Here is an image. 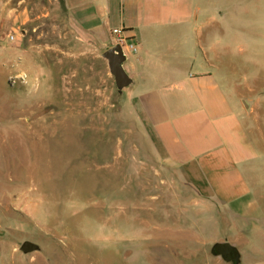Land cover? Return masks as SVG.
Returning a JSON list of instances; mask_svg holds the SVG:
<instances>
[{
	"label": "rangeland",
	"instance_id": "374dc122",
	"mask_svg": "<svg viewBox=\"0 0 264 264\" xmlns=\"http://www.w3.org/2000/svg\"><path fill=\"white\" fill-rule=\"evenodd\" d=\"M201 8L191 55L230 111L187 128L189 137L225 126L218 139L264 212V0ZM81 18L64 0H0V264H214L209 249L227 236L229 214L171 151L187 130L159 116L178 112L152 118L161 141L124 105L101 55L109 47L84 43ZM176 86L161 82L164 104ZM25 240L40 250L23 254Z\"/></svg>",
	"mask_w": 264,
	"mask_h": 264
},
{
	"label": "crops",
	"instance_id": "0c3cea01",
	"mask_svg": "<svg viewBox=\"0 0 264 264\" xmlns=\"http://www.w3.org/2000/svg\"><path fill=\"white\" fill-rule=\"evenodd\" d=\"M201 2L64 0V5L71 12L79 10L82 17L80 23L89 37L84 43H99L110 47V31L113 28L123 29L136 41L138 52L128 54L123 63L126 73L132 79L128 91L127 87L123 89L124 105L130 111L139 113L142 120L147 122L146 125L149 122L159 139V134L154 130L158 125L152 121V118L158 119L157 113L167 110L178 112L174 118L169 115L159 116L161 124L170 121L171 128L177 132L178 128L195 129L207 124L210 117L227 118L230 111L225 96L216 92L217 85L212 73L202 68L200 59L195 61L191 55L194 43H200L201 40ZM166 47L184 48V55L166 57L161 53V49ZM186 67L196 69L197 74L182 76L179 72ZM164 79H172L180 90L177 97L169 101L171 104H164L159 94ZM244 107L247 109L245 103ZM224 127L207 132L200 129L203 134L197 139L189 137L193 132L187 130L183 135L184 140L179 141L182 144L181 150L177 148L171 151L177 150L186 164L197 169L210 185L212 191H209L213 197L229 214L224 222L227 236L214 242L227 241L236 246L241 255L240 264H264V212L253 198L230 146L222 138L218 139L219 135L224 134ZM174 142L178 143L175 138ZM214 258V264H229L219 256Z\"/></svg>",
	"mask_w": 264,
	"mask_h": 264
},
{
	"label": "water",
	"instance_id": "95a60500",
	"mask_svg": "<svg viewBox=\"0 0 264 264\" xmlns=\"http://www.w3.org/2000/svg\"><path fill=\"white\" fill-rule=\"evenodd\" d=\"M102 57L107 61V66L110 74L113 76L114 84L117 89V93L121 95L123 89L132 83V79L126 73L123 63L125 62L127 55L123 52L121 46L115 45L109 47L102 52ZM248 108V103L245 102ZM19 250L23 254L39 251L40 246L30 240H25L19 246ZM209 252L212 256H219L222 260L229 264H240L241 255L236 246L227 241H216L214 242Z\"/></svg>",
	"mask_w": 264,
	"mask_h": 264
},
{
	"label": "built area",
	"instance_id": "2783aa9c",
	"mask_svg": "<svg viewBox=\"0 0 264 264\" xmlns=\"http://www.w3.org/2000/svg\"><path fill=\"white\" fill-rule=\"evenodd\" d=\"M13 39V36H10ZM110 47L119 45L123 52L128 54H136L138 52V44L130 36H128L123 29L113 28L110 31Z\"/></svg>",
	"mask_w": 264,
	"mask_h": 264
}]
</instances>
